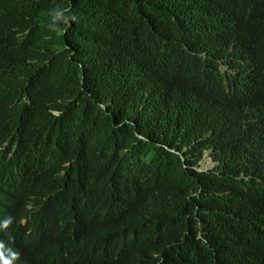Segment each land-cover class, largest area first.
<instances>
[{"label": "trees", "instance_id": "16d2710c", "mask_svg": "<svg viewBox=\"0 0 264 264\" xmlns=\"http://www.w3.org/2000/svg\"><path fill=\"white\" fill-rule=\"evenodd\" d=\"M8 216L15 264H264V0H0Z\"/></svg>", "mask_w": 264, "mask_h": 264}, {"label": "clouds", "instance_id": "9594fccd", "mask_svg": "<svg viewBox=\"0 0 264 264\" xmlns=\"http://www.w3.org/2000/svg\"><path fill=\"white\" fill-rule=\"evenodd\" d=\"M48 16L49 20L46 27L50 33L58 36L66 34L68 29L72 27V24L78 22V16L73 12L71 3L56 4L50 9ZM13 221L14 217L11 216L0 221V231H6L13 224ZM12 243H14L13 238L9 235V244ZM19 257V251L14 250L10 246H6L3 241H0V264H15Z\"/></svg>", "mask_w": 264, "mask_h": 264}, {"label": "rangeland", "instance_id": "374dc122", "mask_svg": "<svg viewBox=\"0 0 264 264\" xmlns=\"http://www.w3.org/2000/svg\"><path fill=\"white\" fill-rule=\"evenodd\" d=\"M222 70H227V67L221 66ZM210 156V152H207L205 155V158L203 162L200 164V168H198V171H207L215 168L214 162H212V159Z\"/></svg>", "mask_w": 264, "mask_h": 264}, {"label": "bare ground", "instance_id": "6f19581e", "mask_svg": "<svg viewBox=\"0 0 264 264\" xmlns=\"http://www.w3.org/2000/svg\"><path fill=\"white\" fill-rule=\"evenodd\" d=\"M141 133L139 132V135H140ZM74 228V227H73ZM42 245H44V244H42Z\"/></svg>", "mask_w": 264, "mask_h": 264}]
</instances>
